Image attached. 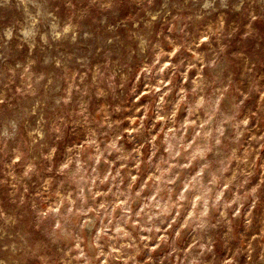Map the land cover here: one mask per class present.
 Instances as JSON below:
<instances>
[{
  "label": "clouds",
  "instance_id": "clouds-1",
  "mask_svg": "<svg viewBox=\"0 0 264 264\" xmlns=\"http://www.w3.org/2000/svg\"><path fill=\"white\" fill-rule=\"evenodd\" d=\"M84 9L122 60L55 118L0 115V264H264V0H40L17 55Z\"/></svg>",
  "mask_w": 264,
  "mask_h": 264
},
{
  "label": "rangeland",
  "instance_id": "rangeland-1",
  "mask_svg": "<svg viewBox=\"0 0 264 264\" xmlns=\"http://www.w3.org/2000/svg\"><path fill=\"white\" fill-rule=\"evenodd\" d=\"M39 2L40 0H35V3L33 0H26L25 3H22V0H0V98L4 100V103L0 104V115L13 110L24 111L39 103L41 111L47 118H55L54 100L57 97L71 95L74 101L78 100L86 91L96 90L94 81L100 82L102 90L107 85L106 78L122 60L123 45L115 35L107 31L106 27L94 24L93 18L96 13L88 15L87 9L82 10L73 21L79 32L75 43L70 39L50 42L48 47L43 49L38 47L33 52L25 45L24 50L17 55L16 47L19 41L16 38L19 37V30L28 26L30 22L28 14H35V7ZM56 6L59 7L58 2ZM65 19H72V14H65ZM6 28H11L14 34L12 43L15 47L11 49L4 47L3 33ZM84 31L91 32V38L83 39ZM110 36L113 38L111 44L108 43ZM45 57L49 61L48 64H44ZM16 59L21 62L20 68L15 67L13 61ZM29 88L32 91H29ZM259 103L257 96V106ZM71 111L69 107V115ZM76 111H79L78 107ZM252 127L260 129L254 131L253 135H264V124L258 125L252 121ZM260 154L264 155V148L260 149ZM0 198L4 199L5 204L12 205L10 185L8 191L0 193ZM259 211L264 215V208ZM29 223L31 220L25 218L24 225L27 226ZM137 259L143 261L145 256ZM116 264H120V261H116Z\"/></svg>",
  "mask_w": 264,
  "mask_h": 264
}]
</instances>
